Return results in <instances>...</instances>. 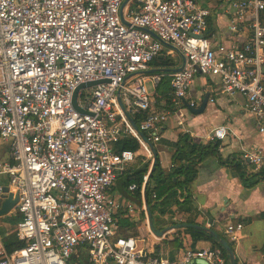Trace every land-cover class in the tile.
<instances>
[{"label": "built area", "instance_id": "built-area-1", "mask_svg": "<svg viewBox=\"0 0 264 264\" xmlns=\"http://www.w3.org/2000/svg\"><path fill=\"white\" fill-rule=\"evenodd\" d=\"M200 2L0 0V140L10 147V157L0 162V204L8 187L20 218L13 233L25 243L10 253L0 234V264H72L83 249L89 264H227L221 249L189 247L172 261L140 250L134 237L116 234L124 203L112 189L137 160V153L116 145L136 139L152 157L122 111L118 93L130 117L144 116L139 131L159 143L172 113L153 110L143 74L165 44L186 60L183 70L171 75L172 104L179 112L195 75L216 77L223 94L246 98L247 112L264 133V0L229 1L230 31L245 32L246 40L216 49L206 36L211 12ZM151 80L157 86L161 77ZM99 81L109 83L81 91L78 104L88 113L78 112L77 88ZM228 135V128L219 126L210 141L223 142ZM243 159L255 172L264 165L259 153ZM148 179L144 176L143 196ZM125 209L135 222L138 208L129 203ZM242 229L230 224L226 234L235 240Z\"/></svg>", "mask_w": 264, "mask_h": 264}, {"label": "crops", "instance_id": "crops-1", "mask_svg": "<svg viewBox=\"0 0 264 264\" xmlns=\"http://www.w3.org/2000/svg\"><path fill=\"white\" fill-rule=\"evenodd\" d=\"M229 1L201 0L199 4L200 7L208 8L211 12L206 36L214 49L220 45L242 46L246 40L245 32L235 35L230 31L233 16L229 12ZM163 60L173 66L169 69L162 68ZM185 65L186 60L180 52L172 45L165 44L162 53L155 58L150 69L143 74L147 87L148 84L151 85V90L149 87L148 89L155 102L153 110L157 112L166 110L172 113L168 122L162 127L161 141L157 144L151 143L157 154V162L159 160L162 169L170 171L172 168L171 158L181 135H190L196 144H208L211 142L212 131L219 126H226L229 130V135L220 148L224 158L238 155L244 157L247 153L264 155V133L259 131L257 120L247 112L246 98L242 94L233 97L223 94L218 78L195 75L186 102L181 106L183 112L178 111L179 106L172 104L171 75L175 73V70L184 68ZM156 76L161 77L157 86L151 80ZM206 99L208 102L203 113L194 115L187 109V105L191 102L195 104L194 109H199ZM131 119L133 121L132 116ZM148 164L147 175L151 176L155 170V168L153 170L154 152L152 151V157H149L142 149L137 153L135 163L119 176L112 189V193L124 203V208H121L117 215V236L134 237L138 241L140 250L162 254L169 259H171V251L167 241L177 238L183 243V248L174 252V261L179 259L189 247L194 250L211 249V244L208 242L193 245L191 236L185 231L187 228L172 230L163 238H157L150 231L147 210L145 212L142 210L145 206V189L144 196L142 195L143 206L140 207L123 186L128 176L142 171ZM253 169V166L248 167L249 172L254 171ZM191 193L192 213L182 217L181 221L189 220L193 224L187 225L202 226L212 229L217 234H223L233 244L237 264H264V222L259 217L264 212V183L252 190H247L242 186L236 173L222 167L216 159L209 158L201 164ZM180 201L182 202L183 199ZM3 203L0 204V208ZM129 203L134 204L140 211L135 222H132L126 213L125 207ZM6 217L9 218L11 215L8 214ZM4 219L5 217L0 218V228L9 229L10 224ZM230 224L243 225V229L235 233V240H231L226 234V228ZM157 225L161 226L160 222H157ZM0 230L3 231L2 233L0 231V234L4 236L13 232ZM135 230L136 233L131 234ZM142 242L145 243L143 249ZM192 264L207 263L195 260Z\"/></svg>", "mask_w": 264, "mask_h": 264}, {"label": "trees", "instance_id": "trees-1", "mask_svg": "<svg viewBox=\"0 0 264 264\" xmlns=\"http://www.w3.org/2000/svg\"><path fill=\"white\" fill-rule=\"evenodd\" d=\"M262 23L264 24V15L262 17ZM208 24H210L209 20ZM172 66L173 65H170L168 61L163 60L161 67L169 69ZM132 118L135 124L140 126L144 116L136 115L132 116ZM221 145V141H213L208 144H196L191 139L190 135L185 134L179 137L176 149L174 150L171 158L172 168L170 171L162 169L158 160L155 170L145 186V196L150 207L153 224L156 229L164 230L165 228L176 226L181 223L193 224L189 220L183 222L179 221V219L192 213L191 207L193 199L191 188L197 180L201 164L209 158L216 159L222 167L236 173L242 186L247 190H252L264 183V165L257 172H249L248 167H251L252 165L248 164L247 161L243 159L242 155L224 158L220 152ZM116 148L118 151L131 150L135 153L142 150L141 145L136 139L121 141L116 145ZM148 170L149 164L146 165L142 171L128 176L123 185L125 191L132 195V198L140 207L143 206L141 188L143 186L144 176L148 174ZM132 185H136L138 187V189L134 192L129 190ZM180 199H183V201L181 202ZM143 217L145 218L144 214ZM259 217L264 222V212L261 213ZM19 220L20 218L17 219L11 217V222H13V224L17 223ZM157 222H160L161 226H158ZM185 231L191 236L193 245H196L199 242H208L211 244V249H221L226 259V263L230 264L229 255L225 248L221 245L220 239H215L210 234L196 230L193 227L187 228ZM2 232L3 231H1V233ZM219 236L220 238L225 239L234 251L233 244L230 243L223 234L219 233ZM5 245L8 251L12 253L16 250L22 249L25 246V243L19 241L16 234L12 232L5 237ZM167 245L171 251V260L174 261V252L183 248V243L179 239L175 238L171 241H167ZM82 252L84 253L86 250L83 249L81 250V253Z\"/></svg>", "mask_w": 264, "mask_h": 264}, {"label": "water", "instance_id": "water-1", "mask_svg": "<svg viewBox=\"0 0 264 264\" xmlns=\"http://www.w3.org/2000/svg\"><path fill=\"white\" fill-rule=\"evenodd\" d=\"M181 70H183V68L175 70L174 72H179ZM102 83H109V81L90 82V83L82 84L81 86H79L77 88V90L74 93V97H73V105H74L75 109L78 112H80L82 114H87L88 113L87 111L83 110L78 104V95H79V93L81 91H83V90L91 89V88H93V87H95V86H97L99 84H102ZM207 102H208V100L206 99L199 109H194V108H189L188 107V110L194 115H199V114L203 113V111L205 110ZM118 103H119L122 111L126 115V117L131 122V124L134 127V129L143 138V140L150 147H152L151 142L148 141L147 138L145 137V135L139 131L138 126L132 121L131 117L126 113L125 108L123 106V103L121 101L120 92L118 93ZM151 150L154 152V166H153V170H154V168H155V166L157 164V154L153 150V147L151 148ZM149 178H150V175H149ZM4 193L5 194L3 196V199H5V201H4V203L2 204V206L0 208V218H3V217H5L8 214H10L11 216H15L16 215L15 205L17 204V200L8 198V193H9V188L8 187L4 188ZM145 206H146V210H147V218H148L149 229L157 238H163L165 235H167L172 230H176V229H179V228H190V227H193L196 230H200V231H203V232H206V233L210 234L215 239H220L221 245L225 248V250L227 251V253L229 255L230 264H237L235 253L232 250V248L230 247L229 243L225 239L220 238L219 234H217L212 229L206 228V227H202V226H197V225L179 224V225L164 229L162 231H159L158 229H156L154 227L153 220H152V214L150 212V207L148 205L146 197H145Z\"/></svg>", "mask_w": 264, "mask_h": 264}, {"label": "rangeland", "instance_id": "rangeland-1", "mask_svg": "<svg viewBox=\"0 0 264 264\" xmlns=\"http://www.w3.org/2000/svg\"><path fill=\"white\" fill-rule=\"evenodd\" d=\"M148 87L151 90V85L150 84H148ZM85 93H88V92H85ZM9 157H10L9 146L7 144L3 143V142H0V162H2L4 160H7ZM2 183L5 186L7 185L6 177H4L2 179ZM11 217H14V218H17V219L19 218L18 215L11 216ZM11 217L8 218V217L5 216V219H4L5 221L7 220L8 221L7 223L10 224V226H8L9 229L3 228V227H1L0 229L5 230V231L6 230L7 231H9V230L10 231H14L15 230V227H16V225H17V223L19 221L17 223L13 224V222H11ZM181 220H183V219L180 218L179 221H181ZM134 233L135 232L132 231L131 234H134ZM139 236H141V235H139ZM141 247H142V249L145 248V243L144 242H142V246ZM71 263L72 264H89L88 253L87 252H84V253L82 252L81 254H79V256L74 257L71 260Z\"/></svg>", "mask_w": 264, "mask_h": 264}]
</instances>
